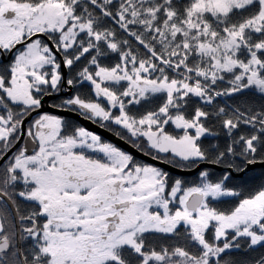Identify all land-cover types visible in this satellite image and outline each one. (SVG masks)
Instances as JSON below:
<instances>
[{
  "label": "snow or ice",
  "instance_id": "1",
  "mask_svg": "<svg viewBox=\"0 0 264 264\" xmlns=\"http://www.w3.org/2000/svg\"><path fill=\"white\" fill-rule=\"evenodd\" d=\"M67 89L50 107L198 181L42 111ZM257 163L264 0H0V264H240L264 248V186L233 184Z\"/></svg>",
  "mask_w": 264,
  "mask_h": 264
},
{
  "label": "trees",
  "instance_id": "2",
  "mask_svg": "<svg viewBox=\"0 0 264 264\" xmlns=\"http://www.w3.org/2000/svg\"><path fill=\"white\" fill-rule=\"evenodd\" d=\"M110 23V22H109ZM110 63H114L115 60H110ZM66 76H68V72L66 70ZM90 87L88 85H82L81 88L84 90H87V88ZM77 89H70L69 95H63L57 96L54 100H52V104H58L61 102L62 99L68 98L69 96L73 95ZM64 92V91H63ZM221 106H224L225 104L229 107H235V106H245V105H251L253 107L258 108L260 106V101L247 94H238L237 96L231 97V98H221L220 99ZM34 118V117H33ZM66 121H68L73 127L79 126L74 120L64 118ZM80 127V126H79ZM113 128L116 126H112ZM109 131V130H108ZM111 132V131H110ZM114 133V132H112ZM103 140V139H102ZM105 141V140H103ZM106 142V141H105ZM138 161V160H137ZM141 162V161H139ZM219 174L218 172L216 173ZM172 176V175H171ZM173 178H180L172 176ZM184 179L187 183L191 184L198 181V175L188 178H181ZM233 184L237 186V189L241 191L244 194H248L249 192H254L255 190L259 189L260 187L264 186V169L263 168H257L248 170L246 174L242 176V179L234 180ZM231 199V198H229ZM232 204H224L221 205V207H232ZM262 256H264V248H254L247 251H236L233 253V257L240 262V264H254V262L258 259H260Z\"/></svg>",
  "mask_w": 264,
  "mask_h": 264
},
{
  "label": "water",
  "instance_id": "3",
  "mask_svg": "<svg viewBox=\"0 0 264 264\" xmlns=\"http://www.w3.org/2000/svg\"><path fill=\"white\" fill-rule=\"evenodd\" d=\"M11 56H8V59ZM65 71V75H66V70ZM63 95H69L70 94V89L65 90V92L62 93ZM61 93H59L58 95H52L50 97H45V103H44V108L42 111H47L50 114L53 115H58V116H62L63 118H68V119H72L74 120L80 127H84L87 130L100 135L101 138L103 140H105L106 142L109 143H113L116 146L120 147L122 150L127 151L129 153H131L136 160L144 162V163H150V164H154L157 167H161L163 168L165 171H168L170 173V175L175 176V177H180V178H188V177H193L196 176L199 169L193 170V171H181L175 168H172L171 166L165 165V164H161L158 163L156 161H152L149 157H145L143 156L140 152H138L135 148H133L131 145L125 143L124 141L118 139L114 133L108 131L105 128L99 127L98 124L92 123L88 120H85L83 118H81L80 116L76 115V114H72V113H68V112H61L59 110H57L56 108L50 107L49 105V101L56 97V96H60ZM33 116H35V114H33ZM32 118V117H31ZM30 118V119H31ZM19 146V145H18ZM201 167H205L204 165H202ZM257 168H263L264 169V165L257 163L255 165L249 166L248 170H252V169H257Z\"/></svg>",
  "mask_w": 264,
  "mask_h": 264
},
{
  "label": "flooded vegetation",
  "instance_id": "4",
  "mask_svg": "<svg viewBox=\"0 0 264 264\" xmlns=\"http://www.w3.org/2000/svg\"><path fill=\"white\" fill-rule=\"evenodd\" d=\"M62 93H63V92H61V94H62ZM53 95H56V94H53ZM56 97H57V96H56ZM56 97L52 98V99L49 101V105H52V100H54ZM33 117H35V116H33ZM33 117H32V118H33ZM32 118H31V119H32ZM67 119H68V118H67Z\"/></svg>",
  "mask_w": 264,
  "mask_h": 264
},
{
  "label": "rangeland",
  "instance_id": "5",
  "mask_svg": "<svg viewBox=\"0 0 264 264\" xmlns=\"http://www.w3.org/2000/svg\"><path fill=\"white\" fill-rule=\"evenodd\" d=\"M11 59V57L9 58V60Z\"/></svg>",
  "mask_w": 264,
  "mask_h": 264
}]
</instances>
